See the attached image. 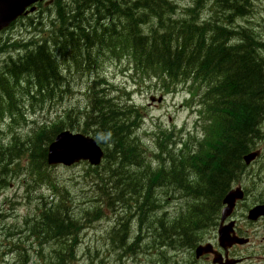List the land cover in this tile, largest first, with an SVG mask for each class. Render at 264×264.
<instances>
[{"label": "trees", "instance_id": "1", "mask_svg": "<svg viewBox=\"0 0 264 264\" xmlns=\"http://www.w3.org/2000/svg\"><path fill=\"white\" fill-rule=\"evenodd\" d=\"M199 2L201 5L198 6ZM205 4L206 0H197L194 6ZM231 4L226 1L222 5L232 12ZM193 8L182 6L176 0H71L69 4L59 6V13L49 19L48 26L40 24L38 32L47 30V33L39 41L33 39L39 43L16 42L15 49L23 48V52L15 58L0 60V120L5 114L12 116L20 113V106H24L26 98L34 102L56 101L68 93L73 87L65 73L73 65L80 78L85 74L89 76V102L83 111L78 109L79 113L74 115L73 111L67 113L66 117L71 121L59 120L41 127L36 136L28 134L33 135V139L25 144L21 136L15 137L9 144L0 143V191L9 186L11 173L14 172L10 166L26 157L30 161L27 169L32 173H42L47 167L48 145L56 134L66 128L82 125L80 130L93 133L106 150L107 160L102 170L107 177L102 176L101 180L105 184L116 183L119 186L115 189L121 191V195L114 198V192H109V187L102 190L97 196L99 204L94 208V214L93 210L91 212L93 220L107 216L103 210L104 204L106 210L117 214L116 226L111 229L112 239L122 244L116 243L117 246H125L124 240L129 232L128 225L118 214L123 211L137 218L140 227L147 225V230L157 234L156 237L162 233L156 241H152L157 245L159 240L160 245H169L171 241L170 247L194 245L218 214L230 184L241 170L243 154L253 145L259 134L258 126L264 122V61L260 53L262 44L251 34L250 38L245 31L243 34L237 32L234 35H239L238 44L228 45L232 36L229 30L215 28L219 20L201 22L198 20L201 9L194 8L193 12ZM98 9L105 16L94 17L92 21L91 15L97 14ZM81 13L84 16L81 15L78 23L74 19ZM73 17L74 21L69 23L68 18ZM102 20L108 21V31H105L104 23L101 24L103 30H100L99 22ZM174 20H179V23ZM159 23L162 25L159 26ZM124 59L134 67L137 76L141 72L142 76L147 77L146 81L153 78L165 80L166 77V91L181 81L187 82L195 67V81L206 86L205 93L210 95L207 99L211 97L216 105L217 139L225 140L224 144L219 148L213 140L199 142L194 136L183 140V135L169 133L166 129L161 134V141L158 138L159 151L155 155L166 161L159 164L156 170L147 160L148 149L136 133L142 119L135 106L126 100H130L131 95L123 90L119 95L117 89L107 85L105 78L101 79L96 74L104 61L122 62ZM61 60L68 62L67 68L61 66ZM16 103L20 108L15 106ZM7 104L9 108L6 110ZM76 119L83 122L73 123ZM167 139L174 141L168 143ZM179 142L181 151L169 150L170 146L177 148ZM209 142L210 145L206 146ZM140 184L149 185L150 189L145 190L138 204L133 203L131 197L134 193L130 191L137 193L135 185ZM158 184H172L176 194L180 191L185 196L186 209L176 221L157 219L160 216L154 212L156 207L153 205L151 187ZM59 197L61 200L48 206L40 216L37 215L38 218L25 222L30 225V234H39L40 227H44V237L50 241L68 238L74 228L81 227L72 221V214L66 212V194ZM117 201L123 203L120 211L114 210V202ZM162 217L167 218L166 215ZM16 228L11 226L4 237L13 248L22 245L24 250L27 239L25 230ZM18 233L22 234V238L15 240ZM56 255L58 264L64 263L66 256L60 253ZM20 263L25 264V261Z\"/></svg>", "mask_w": 264, "mask_h": 264}, {"label": "rangeland", "instance_id": "2", "mask_svg": "<svg viewBox=\"0 0 264 264\" xmlns=\"http://www.w3.org/2000/svg\"><path fill=\"white\" fill-rule=\"evenodd\" d=\"M176 1L179 2L182 6H187L189 4L188 0ZM205 12H210L208 11V7H206ZM2 36H4V34H1V37ZM22 37H27L26 33H15V40ZM14 52V50H11L10 55L13 54L12 56L15 57L16 52L15 54ZM7 55L8 54L5 53L2 58L7 57ZM64 63L66 65L68 64V62ZM126 67L127 59H124L122 62L115 63L107 60L103 64L100 73L107 78L110 84H113L115 87L121 90L125 87H128L130 89L135 88L134 100L136 104L138 106L147 107L149 112L148 118L145 121V125L140 131L144 140H146L149 144L151 143V140L153 139L152 133L155 131L153 129L156 128L157 124L159 123H163L165 125H170L173 123L175 125H178V127L186 126L187 128H191L192 125H194V122L190 118L188 111L185 109L183 104H181L183 96L180 95L173 98L168 97L163 103L150 106L149 97L152 94L159 95V93L155 92L154 90L150 91L145 88L137 89V87H132L133 79L130 73L126 72ZM75 70L76 69L73 65L71 71L65 73L67 79L72 81L70 82L71 86L73 87L72 92L69 91L67 93L65 100H61L58 102H35L33 104L29 102L28 104L23 106V111H26L27 123L24 124L23 121L19 120L16 121L14 125L10 126L9 120L7 122H0V133L2 132L0 134V140H10L14 133H28L34 126H36L37 123L56 119L59 115L63 114L67 108H70L71 106L77 107L80 110H84L88 103V99L84 97V93L87 88V81L89 76L85 74L80 78V75L78 73H75ZM86 92H88V88ZM22 165L24 166L25 164L22 163ZM100 173L102 176H106V173H104L103 171H101ZM21 174L22 172L14 174L15 177L12 178V181L15 183V185L12 184L13 186L5 190L4 193L0 196V217L2 214H8L10 216L6 219H4L3 217L0 218V241L3 240V232L7 231L9 226H12L14 224L21 225L24 217H26L28 214L33 213L35 207L53 199L54 190L50 184L51 181H58L59 187L62 190L66 189L70 193L73 204L75 206L88 207L90 205V203H88V200L89 194L94 193V175L88 172V166L84 164H79L71 168L58 167L56 169H51L48 175H45V177L47 176L48 178L46 177V179L37 180V182L34 184L33 191L30 194L27 193L23 183L33 180V177L29 176L27 173H25L24 177H22ZM95 180L98 187L103 188L105 182H101L97 178H95ZM104 188H107V185H105ZM114 203L116 205L114 208L118 209L117 204H119V202ZM92 207L96 208L97 204L93 205ZM109 225L110 220L108 221V218L95 223L85 224L84 228L81 230L82 242L79 245L78 250V254L80 256L82 255L80 257L81 263L83 262V256L86 257L89 261V259L92 256L96 255L97 252L101 254L107 250V252L110 254L108 264H121L120 260H118V258L120 259V251H118V249L108 250L106 245L107 243L103 242L104 240H100V238L104 236L105 230L109 227ZM145 236H150V231L148 233H143V238L141 239H144ZM148 243L152 245L151 242ZM28 245L30 244H27V247ZM137 246H139V244ZM33 247H29L31 248L29 252L32 253L35 258H37L39 249L33 250ZM137 257L141 262H144V256L141 257L139 255H132L130 257L131 262L127 263L132 264ZM6 259L9 262L11 261L10 263L15 262V256L10 255ZM153 259L154 258L149 259V261H153ZM0 261L3 262V264L8 263V261H6L5 259H1ZM121 261H123V259H121Z\"/></svg>", "mask_w": 264, "mask_h": 264}, {"label": "flooded vegetation", "instance_id": "3", "mask_svg": "<svg viewBox=\"0 0 264 264\" xmlns=\"http://www.w3.org/2000/svg\"><path fill=\"white\" fill-rule=\"evenodd\" d=\"M221 9L218 10L221 16L227 15V7L222 4L227 0H219ZM230 8L236 9L237 13L233 15L246 14L251 15L248 10H243L241 2L234 0ZM233 12V11H232ZM234 220V237L235 244L229 243V238L220 242L218 240L217 232L218 226L214 227L208 236L207 242L213 244V248L207 254L200 257L195 251L188 254L186 251L181 253L183 257L179 258L178 263L175 264H264V220L261 225H250L242 221L236 215L230 219ZM220 225V223H219ZM186 253V254H185ZM185 254V255H184ZM192 254V255H191ZM186 256V257H184ZM174 259H176L174 257Z\"/></svg>", "mask_w": 264, "mask_h": 264}, {"label": "water", "instance_id": "4", "mask_svg": "<svg viewBox=\"0 0 264 264\" xmlns=\"http://www.w3.org/2000/svg\"><path fill=\"white\" fill-rule=\"evenodd\" d=\"M14 0H0V2ZM21 4H12L10 14L3 16L0 21V28L3 27L10 19L14 18L22 8ZM15 11V12H14ZM103 152L94 140L82 135H72L70 132H63L53 143L49 150V163L73 164L80 160H89L92 164H99Z\"/></svg>", "mask_w": 264, "mask_h": 264}, {"label": "bare ground", "instance_id": "5", "mask_svg": "<svg viewBox=\"0 0 264 264\" xmlns=\"http://www.w3.org/2000/svg\"><path fill=\"white\" fill-rule=\"evenodd\" d=\"M73 1H75V0H73ZM82 1V0H81ZM91 1V0H90ZM94 1V0H93ZM78 2V1H77ZM80 2V1H79ZM108 2V1H107ZM226 2V1H225ZM227 2H234V0H227ZM74 3V2H73ZM196 3H197V0H196ZM212 3H214V4H212V5H215L216 6V8H217V10L216 9H211V7L210 6H206V7H208V11H210V12H212V11H214L215 10V12H214V14L213 15H215L214 17H212L211 18V20H215L216 21V19H219V17H221V15L219 14V12H218V10L219 9H221L222 7H221V4H220V1L219 0H213V2ZM65 4V3H64ZM77 4V3H76ZM108 4V3H107ZM195 4V3H194ZM198 6L199 5H201L200 4V2L197 4ZM69 6V5H68ZM75 6V5H74ZM81 6V5H80ZM82 6H83V4H82ZM81 6V7H82ZM172 6H174V5H172ZM202 6H205V5H202ZM202 6H200V7H196V5L194 6V8H201ZM76 7V6H75ZM84 7V6H83ZM109 7H110V5H109ZM146 7V6H145ZM206 7H204L202 10H204V12L206 11ZM67 8V7H66ZM80 8V7H79ZM86 8V7H85ZM92 8V7H91ZM94 8V7H93ZM95 8H97V5H96V7ZM94 8V9H95ZM170 8V7H169ZM176 8V7H175ZM188 8V7H187ZM194 8H193V12H194ZM74 9H76V8H74ZM84 9V8H83ZM88 9V8H87ZM172 9H173V7H172ZM184 9V8H183ZM93 10V9H92ZM99 10L100 9H98L97 11H98V13L97 14H93V15H91V19H92V21L93 20H95V18L94 17H96V18H98V17H101V16H105V15H103V14H101V13H99ZM157 10V9H156ZM169 10V9H168ZM187 10V9H186ZM198 10V9H197ZM68 11V10H67ZM78 11H79V9H78ZM102 11V10H101ZM62 12V11H61ZM76 12V11H75ZM109 12V11H108ZM183 12V11H182ZM195 12H198V11H195ZM203 12V13H204ZM63 13H65V12H63ZM96 13V12H95ZM105 13V12H104ZM111 13V12H110ZM170 13V12H169ZM187 13V12H186ZM185 13V14H186ZM233 13H237V10L236 9H233ZM75 14V13H74ZM77 14V13H76ZM106 14V13H105ZM173 14V13H172ZM196 14V13H195ZM72 15V14H71ZM81 15L82 16H84L82 13L81 14H79V17H77L76 19H74V17L72 18V19H70V18H68L69 20V23L71 22L72 23V20L74 19L75 21H80L81 20ZM85 15H86V13H85ZM242 16H244V17H247L245 20H253L254 19V15L252 16V15H246V14H241ZM177 16V15H176ZM175 16V17H176ZM189 16H190V14H189ZM198 16V15H197ZM239 16V15H238ZM170 17V16H169ZM172 18H174V17H172ZM223 18L225 19V20H227V19H229V18H231L230 16L229 17H227V15H223ZM87 19V18H86ZM86 19H84L85 20V22H86ZM179 19V18H178ZM73 20V21H74ZM106 20H108V19H106ZM157 20V19H156ZM65 21V20H64ZM91 21V20H90ZM179 20H177L176 22H178ZM189 21H190V19H189ZM194 21V20H193ZM193 21H191V22H193ZM197 21V20H196ZM214 21V22H215ZM150 22V21H149ZM154 22V21H153ZM174 22H175V20H174ZM174 22H171V23H174ZM175 22V23H176ZM181 22V21H180ZM210 22V21H209ZM61 22H59V24H60ZM68 23V22H67ZM74 23V22H73ZM79 23V22H78ZM104 23V24H103ZM145 23V22H144ZM156 23H158V22H156ZM179 23V22H178ZM207 23V22H206ZM41 24V23H40ZM64 24V23H63ZM81 24V23H80ZM85 24V23H84ZM101 24H103V27L104 28H106V30L105 31H108L110 28V26H108V21H105V20H102L101 22H99V25H100V30H103V28H101L102 26H101ZM150 24V23H149ZM164 24V23H163ZM182 24V23H181ZM192 24V23H191ZM212 24V23H211ZM216 24V23H215ZM55 25V24H54ZM76 25V24H75ZM86 25V24H85ZM160 25H162V23L160 24L159 23V26ZM194 25V24H193ZM196 25V24H195ZM199 25H201V24H199ZM206 25V24H205ZM204 25V26H205ZM208 25V24H207ZM120 26V25H119ZM148 26H150V25H148ZM158 26V27H159ZM163 26H165V25H163ZM162 26V27H163ZM209 26L211 27L212 25H210L209 24ZM41 27V26H40ZM43 27V26H42ZM76 27V26H75ZM167 27V26H166ZM201 27V26H200ZM205 27H207V26H205ZM226 27H228L226 24H224V23H220L219 22V24H217V25H215V28H218V29H222V28H226ZM73 28V27H72ZM107 28H109V29H107ZM145 28V27H144ZM160 28V27H159ZM165 28V27H164ZM169 29H171L170 28V26L168 27ZM208 28V27H207ZM77 29V28H76ZM120 29V28H119ZM147 29V28H146ZM155 29V28H154ZM168 29V30H169ZM151 30V29H150ZM153 30V29H152ZM209 30V29H208ZM120 31V30H119ZM148 31H149V29H148ZM154 31V30H153ZM170 31V30H169ZM202 31H204V30H202ZM207 31V30H206ZM205 31V32H206ZM215 31V30H214ZM248 31H250L251 33H255L254 32V29H253V27H251V28H249L248 29ZM175 32V31H174ZM225 32V31H224ZM213 34V33H212ZM211 34V35H212ZM234 34H236V33H231V34H229V35H232L231 37H230V39L228 40V45H233V44H238V42H239V38H238V36H236V35H234ZM242 34H243V32H242ZM245 34V33H244ZM23 35V34H22ZM247 36H250V34L249 35H247ZM174 37H175V35H174ZM244 37V36H243ZM205 38V37H204ZM206 38H208V37H206ZM211 38H213V37H211ZM242 38V37H241ZM249 38V37H248ZM250 38H251V36H250ZM208 39H210V38H208ZM223 39V38H222ZM243 40V39H242ZM206 41V40H205ZM210 41V40H209ZM211 41H213V40H211ZM241 41V40H240ZM251 41V40H250ZM256 41V40H255ZM243 42V41H242ZM245 42H246V40H245ZM259 42V41H258ZM260 43V42H259ZM1 44V43H0ZM211 44V43H210ZM261 44V43H260ZM15 45V44H14ZM14 45L12 46V48L10 49V51L12 50H14V51H16V49H15V47H14ZM260 52V51H259ZM6 53V52H5ZM5 53H4V55H5ZM95 53V52H94ZM261 53V52H260ZM14 54H15V52H14ZM13 55V54H12ZM262 55V54H261ZM262 59H263V56H262ZM5 61V60H4ZM2 62V61H1ZM85 66V65H84ZM73 71H74V69H73ZM67 72H69V71H67ZM70 74V73H69ZM94 75V74H93ZM66 76V75H65ZM64 77V76H63ZM87 77V76H86ZM95 77V76H94ZM66 78V77H65ZM78 78V77H77ZM99 79V78H98ZM102 79V78H101ZM100 79V80H101ZM70 81V80H69ZM68 81V82H69ZM94 81V80H93ZM96 81V80H95ZM185 81V80H184ZM65 82V81H64ZM106 82V81H105ZM182 82V81H181ZM90 83H92V82H90ZM66 84V83H65ZM94 84V83H93ZM92 84V85H93ZM62 85V84H61ZM68 85V84H67ZM71 86V85H70ZM102 88V87H101ZM100 88V89H101ZM65 89V88H64ZM109 89V88H108ZM99 90V89H98ZM105 90V89H104ZM67 91V90H66ZM65 91V92H66ZM54 98V97H53ZM57 99V98H56ZM50 101V100H49ZM41 103V102H40ZM43 105V104H42ZM15 106H17V108H20L18 105H17V103H16V105ZM40 109V108H39ZM15 112V111H14ZM79 113V112H78ZM74 118V117H73ZM220 118V117H219ZM217 122V121H216ZM14 125V124H13ZM2 133V132H1ZM0 133V134H1ZM4 134V133H3ZM2 136H5V135H2ZM171 138V137H170ZM166 139V138H165ZM148 140V139H147ZM168 140V139H167ZM171 140V139H170ZM165 147V146H164ZM182 149V148H181ZM184 149H186V148H184ZM169 150H171V149H169ZM188 150V149H187ZM46 161H47V159H46ZM169 161V160H168ZM171 161H173V160H171ZM129 162V161H128ZM47 163V162H46ZM169 163H171V162H169ZM9 164V163H8ZM13 164V163H12ZM16 164V163H15ZM11 165V164H10ZM171 165V164H170ZM173 165V164H172ZM5 166V165H4ZM14 166V165H13ZM10 167H12V166H10ZM158 167V166H157ZM170 167V166H169ZM175 167V166H174ZM5 168H6V166H5ZM8 168V167H7ZM6 168V169H7ZM155 168V167H154ZM153 169V168H152ZM171 169V168H170ZM43 171V170H42ZM50 171V170H49ZM48 178V177H47ZM42 180V179H41ZM41 180H40V182H41ZM39 182V183H40ZM2 186V185H1ZM184 199V198H183ZM185 201H186V199H184ZM187 205V204H186ZM126 210H128V209H126ZM125 210V211H126ZM112 211V210H111ZM124 212V211H123ZM154 213V212H153ZM132 214V213H131ZM132 215H134V214H132ZM153 215V214H152ZM158 215V214H157ZM153 216H155V215H153ZM163 216H165V215H163ZM136 217V216H135ZM162 218H164V217H162ZM156 219V218H155ZM151 220H153V219H151ZM119 221H120V219H119ZM176 221V220H175ZM150 223H151V221H149ZM155 222V221H154ZM167 222V221H166ZM171 222V221H170ZM157 223V222H156ZM122 224V223H121ZM120 224V225H121ZM80 225V224H79ZM160 225V224H159ZM122 226V225H121ZM154 227H155V225H154ZM89 228V227H88ZM120 228V227H119ZM151 228V227H150ZM148 229V228H147ZM85 230V229H84ZM114 230V229H113ZM151 230V229H150ZM117 231V230H116ZM115 231V232H116ZM68 233V232H67ZM153 233V232H152ZM155 234V233H154ZM162 234V233H161ZM160 234V235H161ZM116 235V234H115ZM157 234H155V236H156ZM159 235V236H160ZM164 235V234H163ZM159 236H157V237H159ZM200 236V235H199ZM163 237V236H162ZM141 238H143V237H141ZM159 239V238H158ZM198 240V239H197ZM82 242V241H81ZM167 242V241H166ZM171 242V241H170ZM170 242H168L169 243V245H171L170 244ZM153 243H155V242H153ZM157 243H158V245H160L159 243H160V240H159V242L157 241ZM164 243V241L161 243V244H163ZM196 243V242H195ZM179 244V243H178ZM120 245H122V244H120ZM164 245V244H163ZM167 245V244H166ZM99 249V248H98ZM94 250V249H93ZM109 250V249H108ZM98 251V250H97ZM111 251V250H110ZM119 251V250H118ZM88 252H89V250H88ZM183 253V252H182ZM186 254V253H185ZM184 254V255H185ZM192 255V254H191ZM82 256V255H81ZM112 256H113V254H112ZM118 256V255H117ZM89 257V256H88ZM142 257V256H141ZM184 257H186V256H184ZM6 259V258H5ZM89 259V258H88ZM112 259V258H111ZM118 260H119V258H118ZM124 260V259H123ZM6 261H8L7 259H6ZM121 261V260H120ZM178 261H180V260H178ZM9 262V261H8ZM11 262V261H10ZM24 262V261H23ZM81 263V262H80ZM113 264V263H112ZM127 264H129V263H127ZM175 264V263H174Z\"/></svg>", "mask_w": 264, "mask_h": 264}]
</instances>
